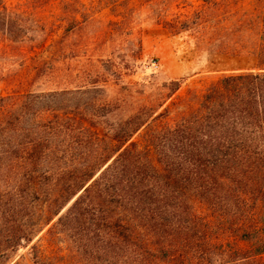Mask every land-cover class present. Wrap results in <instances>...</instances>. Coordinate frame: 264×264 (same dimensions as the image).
<instances>
[{
	"label": "trees",
	"instance_id": "1",
	"mask_svg": "<svg viewBox=\"0 0 264 264\" xmlns=\"http://www.w3.org/2000/svg\"><path fill=\"white\" fill-rule=\"evenodd\" d=\"M60 1L67 32L78 8ZM257 3L201 0L163 22L199 47L255 59L200 96L167 105L182 80L137 105L106 100L96 85L0 95V264H19L23 252L31 264H255L264 256ZM13 10L0 0V34L18 49L26 28Z\"/></svg>",
	"mask_w": 264,
	"mask_h": 264
},
{
	"label": "rangeland",
	"instance_id": "2",
	"mask_svg": "<svg viewBox=\"0 0 264 264\" xmlns=\"http://www.w3.org/2000/svg\"><path fill=\"white\" fill-rule=\"evenodd\" d=\"M229 1L232 7L245 9L258 4L257 0ZM113 2L76 0V23L66 32L68 19L60 0H5L26 31L25 43L18 49L0 34V95L96 85L106 100L136 104V100H160L163 83L182 80L167 102L170 105L188 100L191 94L202 95L224 75L256 66L247 54L199 47L187 34L172 35L164 28L165 20L191 14L201 0ZM98 95L93 93L95 98ZM41 244L47 246L45 241ZM22 255L18 263L31 264L27 254ZM255 264H264V256Z\"/></svg>",
	"mask_w": 264,
	"mask_h": 264
}]
</instances>
